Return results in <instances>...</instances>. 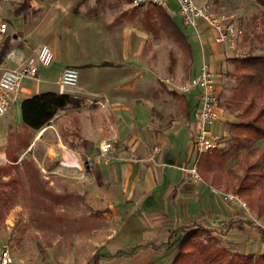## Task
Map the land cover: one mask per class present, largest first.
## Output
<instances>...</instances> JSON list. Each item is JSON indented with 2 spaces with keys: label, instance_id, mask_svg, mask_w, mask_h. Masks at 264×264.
I'll use <instances>...</instances> for the list:
<instances>
[{
  "label": "crops",
  "instance_id": "0c3cea01",
  "mask_svg": "<svg viewBox=\"0 0 264 264\" xmlns=\"http://www.w3.org/2000/svg\"><path fill=\"white\" fill-rule=\"evenodd\" d=\"M169 1L156 7H161L174 21L175 15L179 13L171 9ZM171 1L176 5L174 0ZM74 2L76 0H30V5L37 9L36 15L22 11L16 13V8L19 7L17 4L14 8L17 16L12 12V17L18 21L16 29L21 28L24 31L22 40L33 35V30L27 28L28 20L30 22L40 19L41 25L44 23V30H40V33L44 34L43 43L52 49L54 62L65 63L54 80L56 85L59 74L67 66L76 67L79 75L81 70L92 74L89 78L84 72L80 80L78 76V86L72 91L78 90L80 95L70 93L79 97V104L59 110L51 119L61 112L71 111L73 129L70 130V136L73 138H71L73 145L64 142L58 134L56 142L47 144V151L44 154V158L51 162L48 168L31 158L34 162L37 161L44 171L59 176H70L71 190L77 192L76 194L85 195L93 209L102 208L104 215L107 212L111 214L110 223L104 224L101 231L102 251L92 252L85 264L91 261L94 264H168L177 251L182 235L179 231L171 243L166 244L169 231L190 224H201L211 228L217 241L232 251L264 253L262 229L264 227H260L262 222L250 207L248 210L240 204L224 199L223 192L226 191L222 188L223 183L213 182L211 173L205 177L198 168L201 179L197 180L192 179L183 169L193 165L197 157L193 146L195 123L192 111L197 105L198 91L194 89L189 93L182 92L178 86L196 75L199 70L174 83L175 89L168 96L153 93L154 86L151 84L150 87L138 86L143 80L142 74L136 75L137 68L140 69L142 66L141 41L133 47L125 42L117 49L118 46L111 40L110 33H104L103 30L99 33L94 30L95 16L88 13V10L93 8L94 0L82 1L79 4ZM150 7L153 6L132 7V10L128 11L126 9L128 7H124L125 10L120 15L130 17L129 21L125 18L124 23L137 20L146 34L157 35L158 32L153 29H144L142 22L144 12L149 11ZM26 14L29 16L28 19ZM6 21L7 31L0 37V70L5 67H16L37 47L26 46L28 45L26 39L21 47L12 45L16 31L11 35L8 29L9 24L13 22L10 19ZM99 23L98 27L99 25L103 27V22ZM79 26L86 30L80 32L77 28ZM89 29L100 38H106L113 43L114 48L110 46L113 51L112 57L96 58L95 53L88 52L83 42L84 37L89 36L91 31ZM142 29L137 32L140 39ZM195 32L199 44L197 43L194 51L198 54L201 51L204 53L201 65L203 63L210 65L224 44L217 43L213 51L209 48L208 42H215V31L203 20L199 21V28ZM185 34L189 39L188 30ZM189 58L192 60L193 57ZM41 68L46 67H40L37 78L33 79L41 80ZM39 85L23 88L21 81L15 101H18L19 97L22 100L26 96L43 91L60 92L58 85L57 88ZM132 87L134 97L126 92L127 88ZM85 92L89 94L93 92L88 100L94 106L88 105L85 101L87 100ZM104 98L107 101L103 104L94 102L95 99ZM181 99L186 102L185 110ZM161 101H164L162 106L166 105L169 112H173L177 117L172 125L161 127L156 124L154 113L161 106ZM221 118L220 113V118L211 128L221 136L230 138L229 123L241 119L238 114L232 118L223 117L228 120L226 122ZM47 127L46 124L38 129L39 138ZM21 128L28 132L35 130L30 127ZM106 139H112L114 142V157L109 160L99 156V145ZM31 144L28 140V146L22 149L31 147ZM222 144L224 146L225 141ZM228 146L229 155L235 157V163L227 166H235L245 152L249 153L251 159L264 152V138L253 141L246 149L238 148L233 140L229 141ZM20 159L18 157L17 161ZM199 163L200 156L197 165ZM261 163L264 168V159ZM241 173L242 170H239L238 175ZM91 187L94 188V192L90 190ZM52 191L62 195L58 189ZM230 222L228 232L225 234L219 232ZM132 246L136 248L130 251L129 248ZM96 253L99 256L93 258L92 255Z\"/></svg>",
  "mask_w": 264,
  "mask_h": 264
},
{
  "label": "rangeland",
  "instance_id": "374dc122",
  "mask_svg": "<svg viewBox=\"0 0 264 264\" xmlns=\"http://www.w3.org/2000/svg\"><path fill=\"white\" fill-rule=\"evenodd\" d=\"M82 1L86 2V0H76L74 4H79ZM196 1L200 2L202 0ZM207 1L212 4L218 13L227 15L230 21H234L240 31L234 39L233 46L223 43L224 47L219 48L216 59L210 62L211 68L213 67L220 74L218 81V106L222 116L221 119L226 122L228 120L223 119V117L227 116L232 118L233 115L238 114V110L230 100L237 81L232 75L233 64L229 60V57L235 55L241 56L248 53H259L261 51L260 47L264 44V41H261L257 35L264 29L262 28L261 22L262 13H264V4H261L257 0ZM128 3L129 0H94L93 8L88 10L89 14L95 16L96 26L94 30L99 33L102 30L104 33H110L109 36L117 44V49H120V46H123L125 42L131 44L133 47L141 41L143 45L141 57L142 66H140V69L137 68L138 73L136 75L139 76L142 74L143 80L138 86L150 87L151 84V86H154L153 93H161L160 95L168 96L175 89L174 83H177L181 79H186L191 72L199 70L203 62L204 53L201 51L198 54L194 51L197 43L199 44L196 30L191 25H185L178 14L175 15L174 22L185 32L188 30L193 57L191 60L184 51L183 44L177 39L175 34L176 27L168 26L169 28H166L167 26H164V24L158 25L161 17L156 21H152L154 23L152 27L149 24V27L153 30L158 29L157 35L146 34L144 32L145 30L140 28V23L137 20L124 23V19L126 18L129 21L130 17L126 15L123 17L120 13L125 10L124 7H128L126 8L127 11L132 8ZM17 4L24 3H22V0L0 2V15L13 22L9 24L8 29L11 35L16 31L14 34L15 40L12 45L21 47L23 41L26 39L28 44L26 46L34 48L44 42V34L40 33V30L43 31L45 28L44 23L41 25L40 19H35L30 22L28 20L26 25L27 28L33 30V35L31 37H25L22 40L21 37H23L24 31L21 28L16 29V22L18 21H15L12 17V12L15 15L14 8ZM169 6L174 11H177L175 3L171 0L169 1ZM23 8L28 13L31 12L34 15L37 13V9L31 6L30 3L28 6H23ZM150 8L149 11L151 12L157 10L156 8L158 7H154L155 10L152 7ZM149 11L144 13H150ZM28 18L29 16H27ZM167 21L169 22V19ZM98 22H103V27L101 25L98 27ZM77 28L80 32L86 30L82 27L80 28V26ZM146 28L148 27L144 26V29ZM141 29L143 30L142 39H140L137 33ZM89 30H91L89 31L90 33L88 32L89 36L84 37L83 42L88 48V52L95 53L96 58L112 57L113 51L110 46L114 48V45L112 46L113 43L111 44L106 38H100L92 32V29ZM216 44L213 41L208 42V46L212 51L214 47H217ZM170 55L174 58L175 64L173 68L168 69ZM128 61L130 62V60ZM64 64L63 61H53L48 68H41L40 81L24 77L22 79L23 88L28 86L34 87L37 84H40L39 86L42 87L47 85L50 88H57L54 80ZM84 72L85 70L83 72L81 70V75ZM85 73L89 78L92 77L91 73ZM81 75H79V80L82 78ZM127 89L126 92L134 97V87ZM154 89H156L155 92ZM194 89L192 88L191 90ZM69 93L80 95L78 90ZM84 94L87 98L85 100L87 104L94 106L89 101L93 92L90 94L85 92ZM20 100L19 97L18 101H15L9 111L0 116V152L2 153L0 167L9 165L10 161L7 150H10L12 153H16L21 160L33 158L40 165L48 168L51 162L44 158L48 143L56 142L58 134L67 144L73 145L74 143L73 138L70 136V130L73 129L70 116L71 111L61 112L53 120H50L47 124V130L39 138L37 136L38 130L28 132L20 127ZM163 102L161 101V106L154 113L156 124L161 127L167 124L172 125L177 118L173 112H169L166 105L162 106ZM175 109L177 110L176 107ZM19 132L32 144L27 149L15 151L14 148L18 142ZM221 139L222 143L225 141L226 144L224 146L222 144V148L220 147L216 150H228L229 155L230 150L227 145L232 139L229 136L225 138L223 135ZM206 153L208 152L200 154V162L206 157ZM234 159V156L230 157L229 155L227 164H234ZM37 161L35 162L39 169V181L36 183L37 187H35L34 192L29 188L30 181L27 178L28 176L22 172L21 176H19L21 177V181L13 184L15 188L11 189L10 186L12 185L2 186L3 191L9 193L10 197L7 206H0V249L4 245L9 246L14 257L11 264H85L86 259L92 252L102 251V245L100 244V240L102 239L101 231L104 224L110 223L111 214L105 212L106 214L104 215V211L101 210L102 208L93 209L88 204L85 195L76 194L77 192L71 190L70 176H59L58 174L44 171L39 167ZM22 163L21 161L19 164L20 169H22ZM12 173H15L14 169ZM2 178L6 180L7 176H3ZM236 184L237 181L235 180L232 183V187L228 190L224 188V184H222V188L226 192L236 193L232 189ZM54 189L62 192L59 202L53 198L54 196L52 197V193L54 194L52 190ZM90 190L94 192V188L91 187ZM201 237L204 239L206 235L203 234ZM213 243L221 245L216 239H214ZM89 264H94V262L91 261Z\"/></svg>",
  "mask_w": 264,
  "mask_h": 264
},
{
  "label": "trees",
  "instance_id": "16d2710c",
  "mask_svg": "<svg viewBox=\"0 0 264 264\" xmlns=\"http://www.w3.org/2000/svg\"><path fill=\"white\" fill-rule=\"evenodd\" d=\"M29 1L22 0L24 4H20L16 8V13L21 11L27 13L23 6H28ZM257 1L264 4V0ZM154 7L156 6H153L152 9ZM156 9L154 8L156 12L149 11L150 13L143 14L142 22L144 26L152 27L154 24L152 21H156L160 17L158 25L164 24V26H167L166 28L175 26L178 41H181L184 51L191 57L192 51L185 32L161 7ZM167 19H169V22ZM261 22L262 28H264V13H262ZM149 24H151L150 27ZM154 31L157 32L158 29ZM257 37L264 41V29ZM260 48L259 53L229 57L233 64L232 75L237 81L230 100L238 110V116L241 118L240 121L229 123V132L230 139L241 149H246L253 141L264 138V44ZM169 60V69H171L174 58L170 55ZM79 102L80 99L77 96L67 92L51 90L26 96L20 104L21 127L38 130L48 124L59 110L70 105L76 106ZM180 102L183 110H185L186 102L182 99ZM18 134L15 151L28 146V140L20 132ZM7 154L10 161L9 165L0 167V206H7L10 197L9 193L3 191L2 186L12 185L10 188H15L13 184L21 181V177H19L21 172L28 176L29 188L32 192L35 191L36 183L39 181V171L33 159H20L17 161L18 155L16 153L7 150ZM206 154V157L199 163L203 175L208 177L211 173L212 181L222 182L227 190L232 187V183L236 179L237 184L232 189L248 203L255 216L264 223V185H262L264 168H262L261 163L264 159V152L259 153L255 159H251L249 153L245 152L235 166H227L228 150L214 149ZM21 161L23 162L22 169L19 165ZM13 169L15 173H12ZM239 170H242L240 175H238ZM3 176H7V179L4 180ZM52 197L59 202V194L54 192ZM230 225L231 222L219 232L225 234L230 229ZM179 231L182 235L179 239L178 250L168 264H264V253L254 254L232 251L228 247L213 243L214 239L217 240V237L212 234V229L201 224L183 225L171 229L165 243L170 244ZM203 234L206 235L204 239L201 237ZM136 246L130 247L129 250H134ZM98 256L97 253L92 255L93 258Z\"/></svg>",
  "mask_w": 264,
  "mask_h": 264
},
{
  "label": "built area",
  "instance_id": "2783aa9c",
  "mask_svg": "<svg viewBox=\"0 0 264 264\" xmlns=\"http://www.w3.org/2000/svg\"><path fill=\"white\" fill-rule=\"evenodd\" d=\"M17 0H0V2H13ZM167 0H129L132 7L158 6ZM177 11L185 25H191L195 30L199 28V21H205L214 29L216 43H227L233 46L239 29L229 17L218 13L212 4L208 2H196L195 0H174ZM8 22L0 15V37L5 35ZM54 59V53L49 45L42 43L35 47L32 54L20 61L13 68L5 67L0 70V116L6 114L18 97L21 81L24 77L37 78L40 67L50 66ZM79 72L76 67H65L57 78L60 92H70L78 86ZM220 74L203 63L198 73L181 83L178 87L182 92H188L192 88L197 89V105L193 108L195 129L193 133V146L197 157L193 165L184 167V171L192 179H201L198 170V158L201 153L211 152L222 146L221 134L213 131L211 126L220 118L218 106V81ZM107 99H95L94 102L103 104ZM99 156L105 160L114 157V142L106 139L99 145ZM0 157L2 153L0 152ZM224 199L230 200L249 210V206L238 194L223 192ZM255 220V219H254ZM262 227L264 224L260 223ZM13 257L10 248L4 245L0 249V264H11Z\"/></svg>",
  "mask_w": 264,
  "mask_h": 264
}]
</instances>
